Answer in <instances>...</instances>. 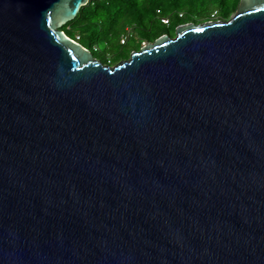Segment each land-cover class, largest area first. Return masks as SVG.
I'll return each mask as SVG.
<instances>
[{"label": "water", "instance_id": "water-1", "mask_svg": "<svg viewBox=\"0 0 264 264\" xmlns=\"http://www.w3.org/2000/svg\"><path fill=\"white\" fill-rule=\"evenodd\" d=\"M0 0V264H264V0L115 65Z\"/></svg>", "mask_w": 264, "mask_h": 264}, {"label": "trees", "instance_id": "trees-1", "mask_svg": "<svg viewBox=\"0 0 264 264\" xmlns=\"http://www.w3.org/2000/svg\"><path fill=\"white\" fill-rule=\"evenodd\" d=\"M239 2L240 0H107L81 8L77 17L63 26L62 30L70 38L73 34L72 39L91 50L94 57L103 44H108V36L117 37L118 45L128 50L114 54L108 51L105 59L101 58L103 63L115 65L128 59L144 42L151 43L165 34L174 36L180 25L230 18ZM163 19H168V22L164 23ZM96 28L100 29V34L95 32ZM128 29L129 38L122 44L121 36ZM136 29L141 30V33L133 44L128 43L131 32ZM85 32L91 36L87 42H84ZM77 36L79 41L76 40Z\"/></svg>", "mask_w": 264, "mask_h": 264}, {"label": "rangeland", "instance_id": "rangeland-1", "mask_svg": "<svg viewBox=\"0 0 264 264\" xmlns=\"http://www.w3.org/2000/svg\"><path fill=\"white\" fill-rule=\"evenodd\" d=\"M240 2H241V0H240ZM240 2L238 3V5L236 6V8H234V10L232 11V15H234L235 14V12L237 11V9H238V7H239V4H240ZM231 15V16H232ZM95 32L96 33H98V34H100V29L99 28H96L95 29ZM139 33H141V30H133L132 32H131V39L129 40V42L128 43H132L135 39H137L138 38V34ZM72 38H74V35L72 34V36H71ZM91 36L89 35V33L88 32H85V34H84V42H87L88 41V39L90 38ZM108 44H103V46L101 47V50L100 51H98V52H96L95 53V58L96 59H98V60H100L101 61V58H103V59H105V57H106V52H110V53H112V54H114V53H116V52H122L123 50H128L127 48H121L119 45H118V43L116 42L117 40H118V38L117 37H111V36H108ZM133 44V43H132ZM131 44V45H132ZM148 44V42H144L143 43V45L142 46H145V45H147ZM108 46V47H107ZM91 51V50H90ZM111 58V57H110ZM112 59V58H111ZM114 64V63H113Z\"/></svg>", "mask_w": 264, "mask_h": 264}, {"label": "built area", "instance_id": "built-area-1", "mask_svg": "<svg viewBox=\"0 0 264 264\" xmlns=\"http://www.w3.org/2000/svg\"><path fill=\"white\" fill-rule=\"evenodd\" d=\"M104 1H107V0H90L89 1V4H94L95 2H104ZM164 23H167L168 22V19H163L162 20ZM129 35H130V30L128 29L126 33H124L122 36H121V43L124 44L126 43V41L128 40L129 38ZM79 37L77 36L76 37V40L79 41Z\"/></svg>", "mask_w": 264, "mask_h": 264}]
</instances>
